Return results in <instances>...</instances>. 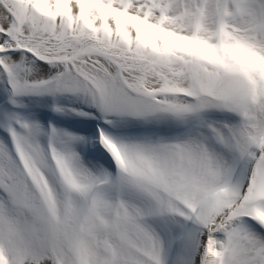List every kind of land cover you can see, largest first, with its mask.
Returning <instances> with one entry per match:
<instances>
[{"label":"snow or ice","instance_id":"snow-or-ice-1","mask_svg":"<svg viewBox=\"0 0 264 264\" xmlns=\"http://www.w3.org/2000/svg\"><path fill=\"white\" fill-rule=\"evenodd\" d=\"M0 264H264V0H0Z\"/></svg>","mask_w":264,"mask_h":264}]
</instances>
